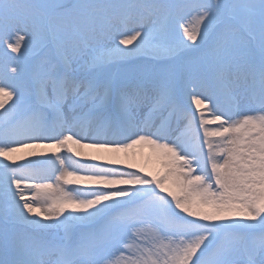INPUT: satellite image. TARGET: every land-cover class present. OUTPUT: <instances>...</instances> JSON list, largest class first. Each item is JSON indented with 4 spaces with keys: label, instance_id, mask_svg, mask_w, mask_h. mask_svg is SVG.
Here are the masks:
<instances>
[{
    "label": "snow or ice",
    "instance_id": "obj_1",
    "mask_svg": "<svg viewBox=\"0 0 264 264\" xmlns=\"http://www.w3.org/2000/svg\"><path fill=\"white\" fill-rule=\"evenodd\" d=\"M0 264H264V0H0Z\"/></svg>",
    "mask_w": 264,
    "mask_h": 264
},
{
    "label": "bare ground",
    "instance_id": "obj_2",
    "mask_svg": "<svg viewBox=\"0 0 264 264\" xmlns=\"http://www.w3.org/2000/svg\"><path fill=\"white\" fill-rule=\"evenodd\" d=\"M193 110H195L194 106ZM135 152L136 155L133 162L137 167H143L146 171H151L154 174L159 172V161L153 150L149 149L147 146H138L137 149H135Z\"/></svg>",
    "mask_w": 264,
    "mask_h": 264
}]
</instances>
